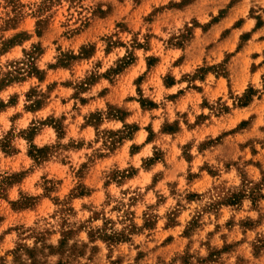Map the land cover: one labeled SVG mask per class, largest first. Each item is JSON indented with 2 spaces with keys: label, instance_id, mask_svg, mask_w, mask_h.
Instances as JSON below:
<instances>
[{
  "label": "rangeland",
  "instance_id": "rangeland-1",
  "mask_svg": "<svg viewBox=\"0 0 264 264\" xmlns=\"http://www.w3.org/2000/svg\"><path fill=\"white\" fill-rule=\"evenodd\" d=\"M142 1L0 0V264H264V71L248 79L264 65L248 44L264 0L240 9L225 54L173 13L188 0L137 17ZM190 51L199 59L182 69ZM139 58L152 66L137 75ZM189 90L199 105L178 102ZM122 108L149 133L138 165L135 125L103 122Z\"/></svg>",
  "mask_w": 264,
  "mask_h": 264
},
{
  "label": "crops",
  "instance_id": "crops-1",
  "mask_svg": "<svg viewBox=\"0 0 264 264\" xmlns=\"http://www.w3.org/2000/svg\"><path fill=\"white\" fill-rule=\"evenodd\" d=\"M175 2L177 1H181V0H173ZM247 1H253V0H239L236 3L233 2V0H188L187 3H185L183 5V7H181L180 9H173L175 10L173 13H182L185 15V22L190 21L191 19L195 18L197 20L196 24L194 25V33L197 37L203 36L202 40L203 43L205 45H212L213 43H216L215 48H217V50L215 51V53H218V51L221 49H224V54L226 52L231 51V44L235 43L238 37V28H234V24L235 22L238 20L239 18V14L238 12L240 11V9L246 5ZM156 3V0H143L141 4L137 3V17L138 14H140L142 11H144V9L150 4V3ZM227 6H229V10L227 12V14L220 18L219 20H214V18L217 16V14L219 12H221L222 9L226 8ZM208 14V15H207ZM212 18V19H211ZM211 19V21H209ZM264 19V17H263ZM208 23V25H206ZM249 25L250 22H247ZM244 23V24H247ZM245 26V25H244ZM141 28V25L138 23L137 20V31H139ZM229 32L228 37H223V34H226L227 31ZM261 30V33H263L264 35V24L261 27H258L253 33L252 39H249L248 44L249 45H260L261 47L264 48V40L263 41H258L257 43H255V36L256 34ZM154 31V30H153ZM147 52L152 53L153 51L148 49ZM183 53V52H182ZM181 54V53H180ZM147 55V54H146ZM199 55L200 54H196L195 52H187V54H185V58H183V56L181 58H183V63L181 65H179V67H181L182 69L188 67L190 64H192V62L196 61L199 59ZM220 58V57H219ZM134 66V65H132ZM147 60H145V58L142 59H138L137 60V75H139L141 72H143L145 69L148 70V68H151V66L147 67ZM197 65H195L194 67H191L189 70L185 69L184 71L190 72L193 71L195 69H197ZM138 69H140L138 71ZM262 71H264V65L260 66L259 69L256 72H253L251 76H249V83H252L255 85V82L259 80V78L261 77V73ZM207 73V78L210 77H214L217 86L212 88V92L213 95H215L217 98L225 95V92H227V88L225 87L224 83H225V79L224 78H220V77H215V75L209 74ZM205 79H201V81L204 82ZM99 81H96L92 86H95V84H97ZM176 83H172L171 85L168 86V89L173 88ZM248 83V85H249ZM242 86V85H241ZM198 89V88H197ZM89 90V89H88ZM244 91V88L242 89H237L235 90V93L237 94H241ZM201 93L202 92L201 90ZM180 97L178 99V102L180 101H184L185 99H188L189 97L192 100V102H190L188 104V106L190 107V105H192L191 107H195L196 105H199L201 98H199L198 94L199 91L196 90H189L186 92H180ZM264 97V96H263ZM260 98V97H257ZM132 102V101H129ZM135 102V107L137 108V113L135 112V114L138 115L139 114H143V112H148L151 113L153 111V109L151 110V112L149 111H143L145 110L141 103H139V101H134ZM253 102V101H252ZM251 102V103H252ZM88 101L85 103L87 104ZM121 103L123 102H115L113 100H108L107 99V107L108 106H115L120 108L118 105H122ZM106 105V104H105ZM10 106V107H9ZM7 106L8 108L14 107L15 105H9ZM248 108V106H247ZM40 109L34 110L33 112H38ZM123 109V108H122ZM126 114L124 116V118L122 120L120 119H104V121H115L117 123H121L123 125H136L137 130L135 131L134 136L129 139V141L134 142L135 139V135L137 136V149L135 151H133L131 154L133 156H137V165L143 161V159H145L144 161H146L147 159H149L148 157H150V153H149V148L148 145L149 143V133L146 129H144L140 123L139 120H133L134 115H132L130 113V111L128 109H123ZM94 111V110H93ZM100 111V110H99ZM98 112V111H96ZM138 118V117H137ZM156 120L155 118H150L151 121V125L154 127V130H156ZM90 125H88L87 127H85L84 130H88V128ZM153 129V128H152ZM90 131V130H88ZM157 131V130H156ZM151 142V141H150ZM136 144V143H135ZM182 160L181 158L177 159V165H182ZM161 162H163V160H161ZM192 161L189 160L188 164H191ZM158 164V161H155L154 163H151L149 166L151 169H146L143 170V173H147V172H152V171H156V166ZM177 165L174 167H168L166 168V172L167 175L168 173H172V172H177ZM148 168V167H147ZM140 171L137 172V178L140 176ZM136 174V173H135ZM135 174L133 175V177L135 176ZM131 177V178H133Z\"/></svg>",
  "mask_w": 264,
  "mask_h": 264
},
{
  "label": "trees",
  "instance_id": "trees-1",
  "mask_svg": "<svg viewBox=\"0 0 264 264\" xmlns=\"http://www.w3.org/2000/svg\"><path fill=\"white\" fill-rule=\"evenodd\" d=\"M35 49H39V48H37V47H35ZM28 55V57L29 58H31V59H29V61H33L34 59H35V57H34V55L31 53H28L27 54ZM73 58H75V56L73 57ZM130 64V62H126L124 65H122L117 71H116V74H118L119 72H121L122 70H123V68H125L126 66H128ZM33 70L35 71V72H38V70H37V68H33ZM252 91V90H251ZM252 94V93H251ZM252 100V98L251 97H249V98H247L246 99V101L243 103V105H247V104H249L250 103V101ZM125 114H126V112H124V114H122V116L121 117H113V119H120V120H122L123 118H124V116H125ZM128 124H126L125 126H127ZM137 130V126L135 125V131ZM131 138V137H130ZM108 239L109 238H113V237H117L119 240H118V242H124V241H127L128 240V237L127 236H124V234L123 233H115L114 235H112V236H106ZM122 237V239H120ZM64 243V239H63V241L61 242V244H63Z\"/></svg>",
  "mask_w": 264,
  "mask_h": 264
}]
</instances>
